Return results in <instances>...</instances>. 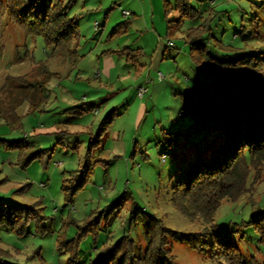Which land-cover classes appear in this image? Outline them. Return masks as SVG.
<instances>
[{"label": "rangeland", "instance_id": "374dc122", "mask_svg": "<svg viewBox=\"0 0 264 264\" xmlns=\"http://www.w3.org/2000/svg\"><path fill=\"white\" fill-rule=\"evenodd\" d=\"M160 3L154 8L150 0H73L71 16L77 17L81 37L78 53L67 56L54 53L43 37L28 36L0 0V89L9 76L28 74L41 64L58 73L48 84V102L37 108L26 101L10 110L16 93H0V203L35 206L45 218L31 223L23 234L0 226V250L7 251L0 255V264H69L63 245L82 232L77 224L99 215L96 241L91 234L79 244L80 264H91L101 246L124 236L144 254V227L133 221L139 210V215H152L184 234L208 230L202 248L172 239L178 264H220L214 255L220 247L216 239L232 242L245 256L264 264V242L249 225L255 213L264 212V181L253 195L225 200L215 215V227L202 219L190 220L172 202L174 185L214 134L188 132L189 107L200 96H214L213 87L226 77L257 72L248 64L234 68L215 59L202 65L193 62L185 33L203 19L179 24L177 0ZM255 4L257 0L191 1L202 16L209 8L217 12L215 38L236 48H217L212 56L232 60L263 49L252 29ZM137 5L145 8L147 25L135 18L127 31L113 34L131 17L124 10L144 18ZM136 21L140 29L133 25ZM139 47L144 55L136 56ZM140 87L147 89L143 96ZM82 104L96 108L84 115L72 113L70 108ZM108 117L109 125L103 124ZM103 125L106 130L100 129ZM89 146L92 174L69 202L63 187L87 163ZM99 159L103 162L95 164Z\"/></svg>", "mask_w": 264, "mask_h": 264}, {"label": "trees", "instance_id": "16d2710c", "mask_svg": "<svg viewBox=\"0 0 264 264\" xmlns=\"http://www.w3.org/2000/svg\"><path fill=\"white\" fill-rule=\"evenodd\" d=\"M191 1L177 0V10L180 12L179 24L187 19H203L198 27L189 28L185 33V40L191 46L193 62L202 65L207 59H215L234 68L248 64L253 65L257 72L253 76L236 72L226 77L213 87L214 96H200L188 109L192 119L188 132L207 130L214 134L193 156L181 179L174 185L172 202L190 220L202 219L215 227V215L225 200L238 201L245 194L253 195L255 186L264 181V0H257L251 16L252 29L262 41L263 49L224 61L212 56L211 50L218 48L235 51L236 48L215 38L213 19L217 12L209 8L207 14L202 16L191 5ZM72 2L73 0H5L12 18L28 36L43 37L54 53L67 56L78 53L76 46L81 37L77 17L71 16ZM168 7L166 4L167 20L170 10ZM129 24L130 19L118 24L113 34L127 31ZM209 42L211 48H208ZM137 52L136 56L143 54L141 48ZM129 55H132L131 52ZM54 76H58V73L52 72L46 64H41L28 74L9 76L0 93H16L14 104L8 107L10 110H16L26 101L32 108H37L48 102V84ZM87 106L88 104L77 105L70 110L84 115L96 108ZM2 111L4 110L0 108V118ZM110 121L111 118L108 117L103 124L109 125ZM100 129L106 130L107 125ZM90 156L89 146L87 163L63 187L69 202L74 201L92 174L94 167ZM98 162L102 163L103 160H96L95 164ZM250 177L252 183L249 186ZM139 213L140 210L134 215L133 221L135 225L142 224L144 227L147 240L145 253H137L135 242L124 236L116 243L107 242L101 246L91 264H178L172 239H184L200 248L206 244L204 234H207V229L204 233L184 234L165 227L160 219L152 215ZM41 220L45 218L35 206L0 203V226L5 225L13 232L23 234L31 223ZM83 223L77 224L82 230L78 237L68 241L67 246L63 245L70 254L69 264H80L79 244L91 234L96 241L101 229L100 215L88 217ZM249 225L255 228L260 241L264 242V212L255 213ZM216 242H220V247L214 255L219 258L220 264H259L255 257L245 256L232 242L218 239ZM4 252L7 251L0 250V255H4Z\"/></svg>", "mask_w": 264, "mask_h": 264}, {"label": "crops", "instance_id": "0c3cea01", "mask_svg": "<svg viewBox=\"0 0 264 264\" xmlns=\"http://www.w3.org/2000/svg\"><path fill=\"white\" fill-rule=\"evenodd\" d=\"M160 1L161 0H150V2H152V6L154 7V8H156V7H159L160 6ZM143 4V3H142ZM157 4H159V5H157ZM131 7H133V6H131ZM137 7L139 8V9H141V11H143V16H144V18H142V15H139V14H137L136 12H134V11H132V15H131V17H129L128 19H130V24H129V26L132 24V19H135V18H137V20H144V23H145V25H147V18H149V16L148 15H145V13H146V10H145V8L143 7V5L142 6H140V5H137ZM138 8H135V9H138ZM144 9V10H143ZM140 11V10H139ZM144 23H143V25H144ZM133 25L134 26H136V28L137 29H140L141 28V25H139V22L137 23V21L136 22H134L133 23ZM98 27H99V25L98 26H96L95 27V30H98ZM129 28V27H128ZM128 30V29H127ZM142 49V51H143V55H144V50H143V47H139V49ZM104 62V61H103ZM141 88V87H140ZM140 88H139V90H140Z\"/></svg>", "mask_w": 264, "mask_h": 264}, {"label": "built area", "instance_id": "2783aa9c", "mask_svg": "<svg viewBox=\"0 0 264 264\" xmlns=\"http://www.w3.org/2000/svg\"><path fill=\"white\" fill-rule=\"evenodd\" d=\"M123 14L126 16V17H129L132 15V12H130L129 10H124L123 11ZM97 26V25H96ZM173 43L170 42V45H172ZM162 77V74L160 75ZM147 89H145L144 87H141L140 90H139V94L140 96H143L145 94Z\"/></svg>", "mask_w": 264, "mask_h": 264}]
</instances>
